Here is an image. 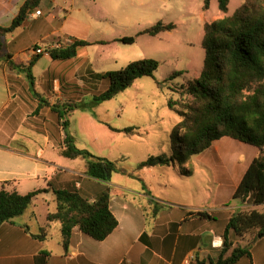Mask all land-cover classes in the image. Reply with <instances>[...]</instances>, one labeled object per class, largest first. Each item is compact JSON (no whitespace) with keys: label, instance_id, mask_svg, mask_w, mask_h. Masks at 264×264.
<instances>
[{"label":"crops","instance_id":"crops-1","mask_svg":"<svg viewBox=\"0 0 264 264\" xmlns=\"http://www.w3.org/2000/svg\"><path fill=\"white\" fill-rule=\"evenodd\" d=\"M23 2L0 0V25L9 24ZM39 8L43 12L41 6ZM42 12L34 17L32 11L20 27H31L29 19H38L43 15ZM220 17H223L221 12L217 15V18ZM55 32L51 30L44 38L53 41L60 37V46L80 39L71 33L55 37ZM37 42L33 41L18 51L8 52L16 63L27 64L36 55L29 48ZM86 46L78 47L76 54L69 59L77 57ZM23 51L26 53L19 57ZM43 54L50 57L48 53L40 56ZM38 59L32 67V73L35 89L40 96L50 104L73 101L68 97L67 89H60L59 84L53 87L37 85L38 77L45 74L52 78V71L62 67L67 70L70 67L63 65L35 75L34 68ZM89 70L93 69L87 67L84 71H76L81 73L78 75L81 77ZM11 72L0 68V188L3 182H9L5 185L7 190L26 194L37 189L71 187L89 201H94L109 188V208L118 224L103 240H95L74 227L68 247L64 248L60 224L47 221L42 226L38 220L37 196L50 195L55 203L51 190L42 192L33 199L25 213L17 216L18 219L15 217L0 225V264H208L210 260L218 258L223 248L222 233L226 222L235 210L244 206L239 200H233L232 195L258 154L255 146L227 136L213 141L209 148L189 159L195 165L191 169L192 180L188 182L171 178L172 170L177 172L178 169L175 165L173 168L143 167L126 173L131 179L138 180L139 185L112 183V177L109 181H99L85 175V163L77 168L73 165L77 159L61 155L65 133L58 125L56 114L49 106L36 111L38 101L31 95L28 84L21 91L13 89L9 79ZM87 95L91 96V93ZM87 95L84 94L85 97ZM76 109L91 113V116L81 115L80 132L106 126L104 121L96 120L92 109ZM67 131L75 137L70 130V121ZM91 139L98 140L94 135ZM22 147L30 148V151L22 150ZM200 179L203 184L197 181ZM143 185L150 190V198L164 204L154 218L149 216L151 206L148 204L149 197L144 194ZM262 205L251 206L258 209ZM52 211H47L46 216ZM199 213H207L211 218ZM54 223H58V228L52 232ZM249 235L230 236L234 245L250 246V256H243L234 264H264V236L250 240ZM230 251H227V255Z\"/></svg>","mask_w":264,"mask_h":264},{"label":"trees","instance_id":"trees-1","mask_svg":"<svg viewBox=\"0 0 264 264\" xmlns=\"http://www.w3.org/2000/svg\"><path fill=\"white\" fill-rule=\"evenodd\" d=\"M45 0H24L16 15L7 25H0V68L23 74L27 79L29 91L38 101V111L49 106L56 114L58 125L65 133L62 156L69 159L81 158L85 163V175L99 181H109L119 171L114 161L92 154L75 145L74 138L68 133V113L76 108L92 109L100 102L109 100L117 93L130 87L143 76H151L158 64L151 58L129 62L118 70L95 72L89 70L79 80L86 86L91 99L85 101H67L62 104H50L35 89L32 67L40 54H36L27 64L16 63L7 51L5 38L20 27L32 11L39 10ZM209 0L204 1L207 8ZM229 0H218L219 10L227 13ZM173 24L157 22L138 33L154 36L170 30ZM124 44L135 41L134 36L118 38ZM107 44L109 41H96ZM93 43L75 39L70 44L50 48L47 53L52 59L65 60L76 54L78 47ZM201 46L204 50L203 66L200 75L181 85L182 92L190 99L170 98L167 106L181 121L170 133L177 150L175 157L180 174L189 176L192 170L183 166L193 155L209 148L213 141L230 137L258 149L236 190L233 200L258 206L264 204V0H245L235 11L222 18L204 25ZM33 47H36L34 44ZM173 77V75L171 76ZM98 81V82H97ZM102 91H95L99 84H104ZM95 89V90H94ZM110 129L134 132V128L117 129L107 124ZM174 163L172 156L166 154L151 155L138 164L139 168L169 166ZM3 182L0 188V225L25 213L33 199L42 192L52 191L56 207L48 212L46 219L60 224L61 242L68 247L72 229L78 227L81 232L95 240H103L117 226L118 221L109 208L110 189L103 191L94 201H89L75 188H45L19 194L7 190ZM144 194L149 197L150 217H156L163 203L150 198L151 192L144 187ZM211 218L207 213H199ZM255 233L254 239L264 236V211L257 208H239L228 218L222 233V252L218 258L208 264H234L243 256H250L248 245H234L230 236L244 237ZM34 237H41L33 235ZM231 249L230 254L227 251Z\"/></svg>","mask_w":264,"mask_h":264},{"label":"rangeland","instance_id":"rangeland-1","mask_svg":"<svg viewBox=\"0 0 264 264\" xmlns=\"http://www.w3.org/2000/svg\"><path fill=\"white\" fill-rule=\"evenodd\" d=\"M204 1L45 0L41 4L43 15L38 19H29L31 27H18L6 36V49L12 52L23 49L33 41H39L35 43L36 46L45 50L52 48L55 43L61 45L60 37L53 41L44 38L51 30L57 31L55 37L71 33L77 38L93 43L82 48L77 57L69 60H52L43 54L34 68L35 75H39L43 71L63 65L70 67L67 70L66 67H62L52 71V78L45 74L38 77L37 85L53 87L54 84H59L60 89L62 87L67 89L68 97L70 96L73 101L91 99V96L87 95L90 90L83 86L78 77L81 73L76 70L84 71L87 67H91L95 72L118 70L131 61L143 58H151L157 62L158 66L153 75L137 78L130 87L111 99L100 102L91 110L96 115V120L104 121L107 127L101 125L102 127L88 128L80 132L81 115L91 116V113L75 109L68 115L70 130L75 136V145L94 155L108 158L118 166L119 171L112 175V183L127 182L129 185H139L138 180L131 179L126 173L141 169L138 167L141 161L151 155L160 154L174 158V163L169 166L173 168L175 165L178 169L177 172L172 170L170 175L172 179L175 177L182 182L192 180L190 177L192 174L189 176L180 174V167L175 159L178 153L170 133L181 118L168 108L167 103L170 98L190 99L182 92L181 85L197 78L201 73L204 59V50L201 46L204 25L219 19L217 15L221 12L218 0H209L207 8H204ZM244 1L229 0L227 13H221L223 16L232 14ZM157 22L173 24V28L154 36L138 35L140 31ZM124 36H134L135 41L131 44L117 41ZM100 40L109 43H96ZM33 46L29 49H33ZM25 53L21 52L19 57ZM9 79L15 90L21 91L27 87V79L22 74L11 72ZM104 88L105 82L94 90L102 91ZM107 124L117 129L131 127L134 128V132L126 134L111 129L116 133H110ZM92 135L98 140L93 141ZM13 146L18 148L16 144ZM21 149L30 151V148ZM73 165L80 168L84 165V160L77 158ZM193 165L195 163L188 160L183 166L192 169ZM197 181L200 184L204 183L202 179ZM37 197L39 198L37 217L40 224L45 226L46 213L54 209L55 203L50 199V195ZM243 204L242 209L253 207ZM258 209L264 210V205ZM52 225L56 228L51 227V231L55 232L58 223ZM254 236L255 233L250 234L249 239H254Z\"/></svg>","mask_w":264,"mask_h":264},{"label":"built area","instance_id":"built-area-1","mask_svg":"<svg viewBox=\"0 0 264 264\" xmlns=\"http://www.w3.org/2000/svg\"><path fill=\"white\" fill-rule=\"evenodd\" d=\"M41 14V11L40 10H35V11H33V14H32V16H39ZM60 45L59 44H55L54 45V48L55 47H59ZM52 48H53V46H51ZM47 50H49V49H44V48H41L40 46H36V47H34L33 49H32V52L34 53V54H41V53H47ZM186 264H187V262H186Z\"/></svg>","mask_w":264,"mask_h":264},{"label":"water","instance_id":"water-1","mask_svg":"<svg viewBox=\"0 0 264 264\" xmlns=\"http://www.w3.org/2000/svg\"><path fill=\"white\" fill-rule=\"evenodd\" d=\"M261 237V236H260Z\"/></svg>","mask_w":264,"mask_h":264}]
</instances>
